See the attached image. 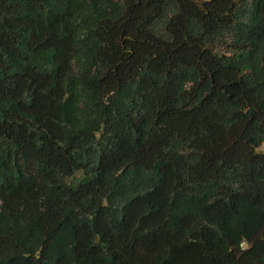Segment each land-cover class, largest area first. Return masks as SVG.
<instances>
[{
  "label": "trees",
  "instance_id": "trees-1",
  "mask_svg": "<svg viewBox=\"0 0 264 264\" xmlns=\"http://www.w3.org/2000/svg\"><path fill=\"white\" fill-rule=\"evenodd\" d=\"M264 0H0V264H264Z\"/></svg>",
  "mask_w": 264,
  "mask_h": 264
},
{
  "label": "rangeland",
  "instance_id": "rangeland-1",
  "mask_svg": "<svg viewBox=\"0 0 264 264\" xmlns=\"http://www.w3.org/2000/svg\"><path fill=\"white\" fill-rule=\"evenodd\" d=\"M258 152H264V147L260 148Z\"/></svg>",
  "mask_w": 264,
  "mask_h": 264
}]
</instances>
